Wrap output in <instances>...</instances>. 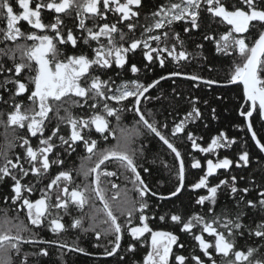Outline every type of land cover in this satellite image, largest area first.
Listing matches in <instances>:
<instances>
[{"label": "snow or ice", "instance_id": "6c2138e0", "mask_svg": "<svg viewBox=\"0 0 264 264\" xmlns=\"http://www.w3.org/2000/svg\"><path fill=\"white\" fill-rule=\"evenodd\" d=\"M15 2L19 10L14 8L11 0H0V22L4 25L0 27V42L5 45L0 47V58H4L0 60V75L4 77L0 80V90L7 92L12 101L6 120L2 118L5 114L0 113V126L5 129V140L0 145V180L9 178L12 181L10 195L3 199L17 213L10 216L8 208L0 209V264H14V257L21 255L22 247L26 244L55 243L62 249L84 252L75 243L40 241L32 231L33 228L44 227L47 222L54 234L62 233L66 226L61 222L59 212L63 210L67 213L70 207L81 212L86 207L89 209L81 217L74 218L69 227L93 233L97 240L96 247H104L105 256L118 254L125 231L133 239L150 233L151 244L143 258V264H170V257L173 256L176 264H189L188 257L174 253V245L183 247L174 233L154 231L147 223V198L158 194L148 186L141 174H150L151 170L147 167L141 169L137 164V153L142 155V148L138 150L133 147L136 138L145 133L158 138L174 154L173 167L177 183L168 195L174 197L181 192L186 180L183 155L169 139V135H165L168 130L167 123L160 124L159 121L151 119L153 114L151 110L145 111L144 102L153 99L149 94L150 90L155 89L161 80L184 74L173 71L150 83L141 82L139 79L117 83L111 78L105 80L100 75H93V70L102 72L111 69L114 64L118 68L128 67L129 72L137 74L140 69L136 64L129 66L127 59V54L134 53L137 49L142 51L148 65L158 62L163 68L168 58L175 62L186 60L189 54L182 50L183 41L179 33L169 37L168 31L161 30L171 29L178 21L190 25V28H184L185 32L198 29L201 11L206 10L213 18H219L221 23L229 26L228 31L222 33L218 39L213 35H206L204 39L215 41L217 53L224 56L239 54L240 63H234L227 82H239L243 85L244 103L240 106L239 115L244 120L243 127L251 133L255 147L260 153H264V142L253 130L254 113L264 122V7L257 6L258 0H240L242 6L232 5L231 8L226 0H179L177 3L161 4L152 13L151 23L143 26L141 36L129 42L118 24L124 23L129 32L135 31L137 24L132 20L139 16V12L133 9L141 6V0H39L34 7L33 0ZM43 9L64 15L74 12V19L78 21L76 27L86 35L78 38L71 28L66 34L62 32L64 25L60 15L51 24L43 23ZM110 11L119 14L117 23H97L92 28L87 27V19L107 20V13ZM21 22H27L30 26L27 33L21 30ZM49 32L53 34H48ZM117 35L119 40L116 39ZM102 37L106 38V43L101 41ZM169 38L176 42L171 47L167 44ZM79 39L89 46L92 42L96 43L91 58L84 53L68 55L60 51V46L70 44L73 48L78 47ZM153 42L155 47L152 46ZM177 44L181 47L179 51ZM8 61L11 62L10 65ZM25 71L30 73L26 78L27 83L21 79ZM187 78L208 85L217 83L195 74L188 75ZM22 96L27 97V107L20 100ZM2 99L0 96V100ZM3 102L8 103L7 100ZM72 108L82 110L83 114H74ZM61 112L64 114L61 115ZM125 113L133 115L134 123L131 127L120 126ZM200 116V110L193 106L182 120L173 122L170 136L176 138L185 133V123ZM113 118L117 121L116 126L112 124ZM53 121L54 127L51 126ZM62 126L68 129L67 136L60 134ZM17 130L24 135H17ZM49 131L50 134H46ZM38 134L39 146L34 148L31 139ZM110 137L116 140L115 144L110 143ZM57 139L68 155L76 153L81 145L84 155L79 157V167L59 171L45 188L40 189L39 198L33 200L30 194L34 191V185L24 184L22 181L30 174L37 178L49 175L53 165L63 169L64 160L60 154L56 153L55 160L49 156L57 147ZM187 139L193 149L203 153H212L217 148L236 143V139L229 138L224 131L213 136L207 147H201L191 132H187ZM102 143L105 144L104 147H101ZM16 148L22 149V154L10 155ZM250 162V152L244 150L239 153L235 165L247 166ZM112 163L118 165V171L109 170L108 165ZM206 163L204 175L190 186L193 190L207 189L208 194L200 196L197 204L210 201L215 205L217 192L222 186L230 185V191L234 194L238 191L245 194L249 192V188L240 190L235 186V176L231 178V183L225 179L209 186L208 178L217 169H229L234 163L233 160L225 157L217 159L216 162L208 159ZM25 164L28 166L25 167ZM191 167L201 168V162L193 159ZM73 172L83 177L85 182L76 183ZM118 174L125 176L132 189H124L123 195L117 191L109 197V188L119 187L112 182ZM129 191L134 195L130 196ZM259 196L261 198L258 203L248 200L247 206L264 209V190L259 192ZM160 198L167 197L161 195ZM53 210L57 215L53 216ZM208 212L211 219L199 214H194L187 221L175 214L170 217L171 221L182 225L181 231L191 233L195 227H200V233H193V238L201 255L191 256L193 264H264V258H254L256 249L248 248L247 252L236 249L235 236L237 233L242 234L241 230L244 228L240 219L242 211H237L232 216L230 213L217 214L210 207ZM121 217L124 218L123 223ZM137 217L140 226H133ZM160 220H165V217L161 216ZM85 221L88 222L87 227H84ZM204 233L212 239H206ZM254 235L264 239V222L256 225ZM105 238H108V243L101 245L99 241ZM127 250L134 251L135 245L129 244ZM29 255L46 256L48 251L41 247L38 253H24L21 264H28Z\"/></svg>", "mask_w": 264, "mask_h": 264}, {"label": "trees", "instance_id": "16d2710c", "mask_svg": "<svg viewBox=\"0 0 264 264\" xmlns=\"http://www.w3.org/2000/svg\"><path fill=\"white\" fill-rule=\"evenodd\" d=\"M226 3L230 8L232 5L242 6L240 5V0H226ZM257 6L264 7V0H258ZM199 24L198 29H190L188 32H185L184 28H190V25L184 21L175 22L171 26V29H167L169 37H172L175 33H179L180 39L183 41L182 50L189 54L188 58L179 62L168 58L163 68L160 67L159 63H153L150 65V71L145 77L146 79L154 80L169 72L178 71L185 75H199L206 80L211 79L218 83L208 85L203 82L192 81L182 76H176L161 80L155 89L150 90L149 94L153 99L144 102L145 111L151 110L153 114L151 119L159 121L160 124L167 123L168 130L165 131V135H169V139L172 140L183 155L186 165V180L181 192L174 197L158 199L149 196L147 198L149 205L145 212V215L148 217L147 223L150 228L156 230L166 228V226L174 227L175 232L172 233L179 238V244L183 245L176 253H181L185 257H188L189 264H193L190 259L191 256L194 254L201 255V253L197 242L195 241L196 243L194 242L192 244L188 239L189 236H193V233L199 234L200 227H195L191 233L181 231L178 229L181 224L171 221L170 217L175 214L187 221L194 214H199L211 219L212 216L208 212L210 207L217 214L230 213L232 216H235L237 211H242L243 215L240 219L244 228L241 230L242 234L237 233L235 236L236 249L247 252L248 248H254L256 249L254 258H264V246H262V244L264 245V239L254 235L256 225L264 222V209L260 207H248L246 203L248 200H253L258 203L261 198L259 192L264 190V156L254 146L246 128L243 127L244 120L239 115V108L243 100L240 84H224L229 79L230 72L234 68V63H240L239 54L224 56L217 53L214 40L204 39L206 35H213L218 39L222 33L228 31L229 26L221 23L219 18H213L206 10H202ZM173 43H176L175 40L169 38L167 41L168 46L171 47ZM198 45H202V47H198ZM179 50H181V47L177 44V51ZM137 66L140 69V78L143 79L144 75H146L143 63ZM219 83H223V85H219ZM193 100H195V105H193ZM193 106L200 110L201 116L195 120L187 121L185 123L186 132L178 135L176 138H172L170 136V130L173 122L182 120L191 111ZM133 123V115L131 113H125L120 122V126L131 127ZM112 124L113 126L117 124L114 118ZM253 125L258 138H261L262 142H264V123L259 120L255 113ZM220 131H224L229 138H235L236 143L229 147L217 148L212 153H203L193 149L191 142L187 139V132H191L201 147H207L212 137L216 136ZM110 143L115 144L116 140L110 137ZM104 146L105 144L102 143L101 147ZM133 147L138 150L142 148L143 152L142 155L139 152L137 153V164L140 165L141 169L147 167L151 170L150 174L141 173L148 186L158 194H166L172 191L177 181L175 179V167H173L174 155L167 147L158 138H154L146 133L136 138ZM244 150L250 152L251 162L247 166L237 167L235 161L238 159L239 153ZM56 153L60 154V157L64 160L63 169L58 165H53L51 178L49 175H44L39 178L36 177V180H34V177L33 179L25 177L22 183L32 185L33 182L37 181L38 188L43 189L59 171L79 167L81 162L79 157L84 155L77 153V151L72 155H68L65 152L64 146L61 145L54 149L53 154L55 159L57 158ZM67 156H70V158H67ZM72 156H75V158L72 159ZM225 157L233 160V165L229 169H217L216 173L208 178L209 186H214L220 180L225 179L231 183V178L235 176V186L240 190L249 188V192L245 194L242 191H238L234 194L230 191V185L222 186L217 192L215 205L210 201H205L202 205L197 204L196 201L200 196H206L208 194L207 189L193 190L190 186L204 175L208 159L216 162L217 159H223ZM193 159L199 160L202 167L192 168L191 164ZM108 168L112 171H118V165L115 163L109 164ZM73 176L76 183L83 184L85 182L83 177L77 176L75 172H73ZM112 182L116 183L119 187L118 189L109 188V197L115 195L117 191L123 195L124 189H132V185L127 182L124 175L118 174ZM11 183L12 181L9 178L0 180V186L6 187L7 189L10 188ZM128 194L130 196L134 195L132 191H129ZM54 196L55 192H53V199ZM241 197H243V200H241ZM0 198H2V194H0ZM88 211L89 209L87 207L83 212L75 207H70L67 213L61 210L59 216L63 223L66 220L70 221L67 224L70 226L74 218H79ZM9 215L11 216L12 214L9 212ZM55 215L57 213L53 210V216ZM161 216H164L165 220H160ZM120 219L121 223H123L124 218L121 217ZM136 223H139L138 217L134 220L133 224ZM84 226H88L87 221H85ZM69 228V237L62 232V234H59L62 237L61 239L65 240L70 238L71 241L75 240L78 242L82 230ZM85 234L89 236V244L92 247L95 246L97 240H95L94 234L91 232ZM123 235L118 254H114L111 257H100L97 260H88L85 258V264H142L143 258L149 250V244L146 238L142 237L133 240L135 250L130 253L127 250L129 244L124 240L127 232L125 231ZM204 236L206 239H212L207 233H204ZM99 243L106 245L108 238L100 240ZM27 253H38V251L30 248ZM22 259V256L14 257V264H21ZM64 259L63 251H49L46 256L29 255L28 264H55L56 261H58L56 264H61ZM204 259L207 260L206 257ZM78 260H83V258L79 256ZM217 260L219 261V259ZM170 264H175L173 258L170 260Z\"/></svg>", "mask_w": 264, "mask_h": 264}, {"label": "flooded vegetation", "instance_id": "af4514ba", "mask_svg": "<svg viewBox=\"0 0 264 264\" xmlns=\"http://www.w3.org/2000/svg\"><path fill=\"white\" fill-rule=\"evenodd\" d=\"M11 2L13 3L14 8L19 10L18 5L16 4L15 0H11ZM36 2H39V0H33V3H32L33 7H34ZM45 2H47V0H45ZM121 2H123V0H121ZM177 2H179V0H141V6L133 9L134 11L139 12V16L134 17L132 20L133 23L137 24V28L135 29V31L129 32L126 24H124V23H119L118 27L120 28L121 31H123L126 34L127 39L130 42L132 39L139 38L141 36V32L143 31V26L148 24V23H151L150 18H151L152 13L155 12L160 7L161 4L177 3ZM57 15H60V18L63 21L64 27L61 28L62 32H64L66 34L67 30L69 28H71L73 30V34L78 38L81 37L82 35H86V33L81 32V30H79L76 27V24L78 23V21L74 19V12L70 13L68 15L56 14L53 10H48V9H43L41 12L42 21L45 24H51V23L55 22V17ZM118 15L119 14L110 11L107 13V20H102V19L93 20V19L89 18L86 20V24H87V27L92 28L97 23H100V24H103L105 22H107L109 24L117 23ZM3 26H4L3 23L0 22V27H3ZM20 27H21V30L26 32V33L30 30V26L27 24V22H21ZM161 31H167V29L161 30ZM48 34H53V33L49 32ZM116 39L119 40L118 35L116 36ZM101 41L106 43V38L102 37ZM21 43H23V41H21ZM4 46L5 45L2 42H0V47H4ZM96 46L97 45L95 42H92L91 45L89 46V45H85L82 39H79L78 40V47L73 48L69 44L67 46H60V51L66 52L68 55L84 53V54H87L91 58L93 56L92 49L95 48ZM152 46L153 47L156 46L155 42H153ZM161 46H163V45H161ZM18 56H19V53H17V57ZM60 58L63 59V56H61ZM3 59L4 58H0V60H3ZM127 59H128V65L129 66L131 64L140 65L141 63H143V68H144V71L146 74V75H144L143 79L140 78L139 72L137 74H132L131 72L128 71V67L118 68L114 64H113V67L111 69H105L102 72L93 70V75H100L102 77V79H105V80L111 78L112 80H115L117 83H120L122 80H131V79H139L141 82H144V83H150L152 81V80L145 78L147 76V73H149V71H150V65H148V62L146 60H144L143 55H142V51L140 49H137L134 53L129 52L127 54ZM8 63H9V65L11 64L10 61H8ZM156 63H158V62H156ZM146 65H148V66L146 67ZM29 75H30V73L28 71H25L24 75L21 77V79L27 83L26 78ZM3 79H4V77L2 75H0V80H3ZM0 96L3 97V99L0 100V113L5 114L2 118L6 120V113L11 110L10 105H11L12 101L9 98V94L3 90H0ZM4 100H7L8 103L7 104L4 103L3 102ZM20 100L24 101L25 106L27 107V97L22 96V97H20ZM66 106L67 105H65V107ZM71 111L78 116L83 114L82 110L77 109V108H72ZM63 114L64 113L61 112V115H63ZM51 126H53V127L55 126L54 121H53V124ZM9 131H11V129H9ZM46 134H50V131L46 132ZM60 134L67 136L68 135V129L66 127L62 126V130H61ZM17 135H24V133L20 130H17ZM94 137H95V134H94ZM4 140H5V129L3 126H0V145H2L4 143ZM39 141H40V136L38 134L37 137H33L31 139L32 146L34 148L38 147ZM56 144L58 147L60 146L58 139L56 140ZM22 152H23L22 149L16 148V149L12 150L10 155L15 156L16 154H22ZM77 153L84 154L82 145L80 148L77 149ZM49 156L52 160L55 159L53 153H50ZM67 158H70V156H67ZM71 158L74 159L75 156H72ZM27 166L28 165L25 164V167H27ZM49 173H50L49 176L51 178L52 167L50 168ZM34 177H36V176H34ZM6 179L7 178H5L4 180H6ZM32 185H34V191L30 194V198L35 200V199L39 198L41 193H40V188H38L36 181ZM0 194H2V198H0V209L8 208L9 212L15 216L17 213L15 211H13L11 209L10 205L7 202H5L3 199V196L5 197V196L10 195V188L7 189L6 187L0 186ZM26 195H28V194L26 193ZM21 218L23 219L22 214H21ZM61 222L63 223V221H61ZM69 222L70 221L66 220V221H64L65 224L63 223L66 226V230L63 231V233H65L68 237L70 235V228L67 225ZM137 225H139V223L133 224V226H137ZM153 230L155 231L156 229H153ZM32 231L36 233V238L40 241H61V242L66 241L68 244L75 243L79 247L83 248L85 251L84 252L69 251L68 249L60 248L59 244H55V243L50 244V245L49 244H36V245L26 244V245H23V247H22V252L20 255L22 257H23V254L27 253V251L30 248L32 250H36L39 252V249L41 247L46 248L48 252L49 251L50 252L51 251H57V250L63 251L65 259H64L63 263H61V264H85V258L88 260H90V259L91 260H95V259L97 260L100 257H108V256L103 255L104 249H101L100 251H98V250H96V248H97L96 245H95V247L94 246L92 247L91 244L88 245V242L85 239V236L84 237L80 236L78 242H76L75 240L71 241L70 238L65 239V240L61 239L62 237L59 234H54L49 229V227L47 226V222L45 223L44 227L39 228V229L33 228ZM60 234H62V233H60ZM25 235H28V234L26 233ZM143 237L146 238L147 243L149 244V248H150V244H151L150 233H145ZM140 238H142V237H140ZM122 240H123V237H122ZM122 240H121V243H122ZM124 240H125V242H128V244H133V240H135V239H133L131 237V235L127 232V235L125 236ZM173 249H174V253L176 255H183L181 253H176V251L178 249H180L179 245H174ZM131 252L132 251H130V253ZM118 253H119V250H118ZM79 256L82 257L83 260L79 261L78 260ZM172 258L174 259V256L170 257V260ZM57 262L58 261H56V263ZM174 263L176 264L175 259H174Z\"/></svg>", "mask_w": 264, "mask_h": 264}, {"label": "bare ground", "instance_id": "6f19581e", "mask_svg": "<svg viewBox=\"0 0 264 264\" xmlns=\"http://www.w3.org/2000/svg\"><path fill=\"white\" fill-rule=\"evenodd\" d=\"M158 78H159V77H157V78H155V79H158ZM155 79H154V80H155ZM205 80H206V79H205ZM215 84H218V83H215ZM224 84H232V83H228V82H227V83H224ZM235 84H236V83H235ZM238 84H239V83H238ZM212 85H214V84H212ZM219 85H223V83H219ZM243 103H244V102H243V100H242V104H243ZM239 110H240V108H239ZM258 118H259V117H258ZM259 120H260V119H259ZM260 121H261V120H260ZM261 122H262V121H261ZM262 123H264V122H262ZM253 130H254V129H253ZM254 131H255V130H254ZM248 135H249V133H248ZM249 137H250V136H249ZM250 139H251V138H250ZM251 141H252V140H251ZM254 146H255V145H254ZM257 150H258V149H257ZM169 151H170V150H169ZM258 151H259V150H258ZM173 155H174V154H173ZM206 168H207V165H206ZM215 173H216V172H215ZM215 173H214V174H215ZM214 174H213V175H214ZM27 177L33 179L34 175H31V174H30V175L27 176ZM36 179H37V178L34 177V180H36ZM36 182H37V181H36ZM33 183H34V182H33ZM173 190H174V188L172 189V191H173ZM157 194H158V193H157ZM161 195L166 196V195H168V193H166V194H158L157 196H155V198L161 199V198H160ZM0 214H1V213H0ZM84 227H87V226H84ZM181 227H182V226L180 225V226L178 227V229L181 230ZM168 228H169V229H168ZM173 228H174V227H169V226L167 227V226H166V228H159V229H160V230H163V231L175 232ZM80 231H81V230H80ZM81 233H82L81 236H83V237L85 236V239L87 240V242H88V244H89V242H90V241L88 240V239H89V236H88L87 234H85V232H82V231H81ZM94 237H95V236H94ZM95 240H96V238H95ZM188 240H189L192 244H194V242H195L193 236H189V239H188ZM208 240H211V239H208ZM96 244H97V243H95V245H96ZM258 245L260 246V244H258ZM262 246H264V245L262 244ZM94 247H95V246H94ZM101 249H103V247H97V248H96V250H98V251H100ZM216 258L219 259L218 256H217Z\"/></svg>", "mask_w": 264, "mask_h": 264}, {"label": "water", "instance_id": "95a60500", "mask_svg": "<svg viewBox=\"0 0 264 264\" xmlns=\"http://www.w3.org/2000/svg\"><path fill=\"white\" fill-rule=\"evenodd\" d=\"M167 75V74H166ZM182 77H185V78H187V76L188 75H181ZM196 82H202V81H196ZM237 83H239V82H237ZM240 84V83H239ZM240 86H241V89H242V95H243V85L242 84H240ZM243 102H244V100H243ZM249 136H250V138H251V133H249ZM253 142V144L255 145V142L254 141H252ZM263 156H264V153H261ZM165 197H167V198H170V197H172V196H169V195H166ZM137 226H140V225H137ZM150 239H151V237H150Z\"/></svg>", "mask_w": 264, "mask_h": 264}]
</instances>
